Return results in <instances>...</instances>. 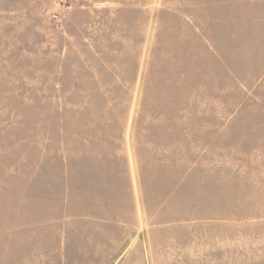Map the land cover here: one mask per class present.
I'll use <instances>...</instances> for the list:
<instances>
[{
	"label": "rangeland",
	"instance_id": "1",
	"mask_svg": "<svg viewBox=\"0 0 264 264\" xmlns=\"http://www.w3.org/2000/svg\"><path fill=\"white\" fill-rule=\"evenodd\" d=\"M0 264H264V0H0Z\"/></svg>",
	"mask_w": 264,
	"mask_h": 264
}]
</instances>
